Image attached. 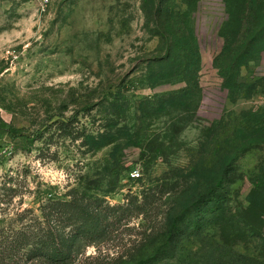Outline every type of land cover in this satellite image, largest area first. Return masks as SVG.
I'll list each match as a JSON object with an SVG mask.
<instances>
[{"label":"rangeland","instance_id":"rangeland-1","mask_svg":"<svg viewBox=\"0 0 264 264\" xmlns=\"http://www.w3.org/2000/svg\"><path fill=\"white\" fill-rule=\"evenodd\" d=\"M156 2L196 33L203 92L193 112L144 101L185 86L169 76L151 84L152 66L168 51L145 12L152 0H0V230L44 223L48 199L76 193L108 215L110 235L86 255L159 264L169 211L191 182L187 166L217 161L204 144L221 151L228 137H251L259 142L245 146L211 206L216 222L223 209L234 216L235 249L264 259V40L229 86L215 65L225 0ZM23 257L0 255V264H26Z\"/></svg>","mask_w":264,"mask_h":264},{"label":"trees","instance_id":"trees-1","mask_svg":"<svg viewBox=\"0 0 264 264\" xmlns=\"http://www.w3.org/2000/svg\"><path fill=\"white\" fill-rule=\"evenodd\" d=\"M185 3L193 8L196 0H186ZM225 4L229 17L219 30L224 44L215 57V65L225 77L227 85L232 86L240 67L246 64L252 50L264 40V0H225ZM145 12L149 19L154 18L168 50L167 55L152 66L151 84L158 83L156 78L169 76L184 82L185 86L144 101L154 105L155 100L159 99L176 111L183 108L193 112L190 107L195 103L197 109V101H201L203 92L200 85L201 50L196 33L191 29L189 36L190 21L174 14V11L170 12L168 8L166 10L163 3L158 5L156 0H152L151 12L148 7H145ZM190 37L191 41H184ZM140 110L145 111L144 107H140ZM125 128V138L128 136V140H132L136 137L135 125ZM249 138L240 141L228 137L224 140L227 147L221 151H209L208 144H204L201 152L212 156L218 154L217 161L200 163L193 160L187 166L186 177L191 182L180 192V202L177 198L169 211L167 230L156 247L155 261L159 264H169L173 260L174 264H264L263 258L235 249L231 240L241 235L236 231L239 225L232 222L234 216L227 217L223 209L216 222L211 206L216 200L215 194L227 183L245 146L259 142L258 139ZM137 140L136 145L143 146L140 137ZM208 141L206 143L214 141V137H209ZM161 150L164 149H156L159 153ZM178 170L183 171L184 168ZM200 170L203 172L200 173ZM187 195L189 198L184 199ZM96 203L95 206L76 193L69 200L48 199L42 211L45 222L49 224H24L18 229H1L0 255H15L22 259L26 256V264H132L133 257L119 259L102 253L86 255V249L91 244L102 242L110 235V230L104 226L108 225V215L102 205L99 206V200ZM24 213L19 215L25 217ZM191 213H196L195 217L182 227L184 216ZM242 224L246 230L252 226L243 221ZM254 229L258 235V229ZM22 249L24 254L20 255ZM137 262L142 264V260Z\"/></svg>","mask_w":264,"mask_h":264},{"label":"built area","instance_id":"built-area-1","mask_svg":"<svg viewBox=\"0 0 264 264\" xmlns=\"http://www.w3.org/2000/svg\"><path fill=\"white\" fill-rule=\"evenodd\" d=\"M48 2H49V0H43V3H45V4H47ZM131 175H132L133 179H137L141 176V172L136 170V171L132 172Z\"/></svg>","mask_w":264,"mask_h":264}]
</instances>
